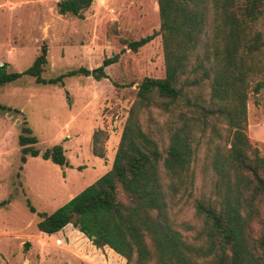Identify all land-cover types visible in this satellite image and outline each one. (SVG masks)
<instances>
[{
  "label": "trees",
  "instance_id": "obj_1",
  "mask_svg": "<svg viewBox=\"0 0 264 264\" xmlns=\"http://www.w3.org/2000/svg\"><path fill=\"white\" fill-rule=\"evenodd\" d=\"M93 0H59L61 14L79 18ZM160 28L129 42L138 50L161 35L166 72L138 84L111 169L52 212H39L48 234L73 225L97 248L108 246L126 264H264V155L247 134L248 95L264 88V33L254 25L264 0H158ZM48 48L23 71L0 65V86L29 75L64 85L73 75L105 76L117 53L95 69L81 66L45 78ZM20 109L0 103V111ZM147 115V123L143 116ZM163 117V119L159 118ZM106 131L93 134L104 157ZM26 125L22 159L42 156L63 166L61 143L44 150ZM205 153L211 188L194 191V162ZM205 171L208 169L205 167ZM125 195V199L121 197ZM29 208L35 207L28 200ZM191 206L198 226L175 211ZM69 264V263H66Z\"/></svg>",
  "mask_w": 264,
  "mask_h": 264
},
{
  "label": "rangeland",
  "instance_id": "obj_2",
  "mask_svg": "<svg viewBox=\"0 0 264 264\" xmlns=\"http://www.w3.org/2000/svg\"><path fill=\"white\" fill-rule=\"evenodd\" d=\"M58 1L0 0V65L23 71L43 45L48 48L45 78L81 66L93 70L108 57H120L99 78L66 76L62 85L26 75L0 86V103L20 109L0 111V264H126L71 224L57 234L42 232L38 213L54 211L111 169L138 84L146 76L165 75L161 35L138 50L129 44L159 30L158 0H93L84 18L61 14ZM254 29L264 33V15ZM258 57L264 64V49ZM263 77H255L252 85ZM26 125L37 135L39 149L61 143L67 164L31 155L24 162L19 135ZM98 128L106 131L104 157L93 152ZM247 134L264 155V88L249 92ZM199 156L192 165L197 193L210 189L213 180L205 153ZM174 215L198 226L191 206Z\"/></svg>",
  "mask_w": 264,
  "mask_h": 264
},
{
  "label": "crops",
  "instance_id": "obj_3",
  "mask_svg": "<svg viewBox=\"0 0 264 264\" xmlns=\"http://www.w3.org/2000/svg\"><path fill=\"white\" fill-rule=\"evenodd\" d=\"M68 226H69V225H68ZM68 226H67V227H68ZM106 247H108V246H106ZM108 248H109V247H108ZM109 249L113 252V249H111V248H109ZM113 253H115V252H113ZM115 254H117V253H115ZM117 255H118V254H117ZM119 256H120V255H119ZM121 257H122V256H121ZM122 258H123L124 261H126V259H125L124 257H122Z\"/></svg>",
  "mask_w": 264,
  "mask_h": 264
},
{
  "label": "water",
  "instance_id": "obj_4",
  "mask_svg": "<svg viewBox=\"0 0 264 264\" xmlns=\"http://www.w3.org/2000/svg\"><path fill=\"white\" fill-rule=\"evenodd\" d=\"M66 164H67V162H66Z\"/></svg>",
  "mask_w": 264,
  "mask_h": 264
}]
</instances>
